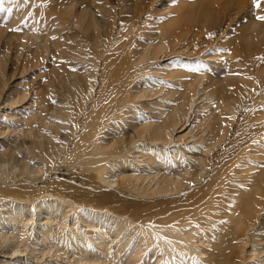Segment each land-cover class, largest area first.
Segmentation results:
<instances>
[{
    "label": "bare ground",
    "instance_id": "1",
    "mask_svg": "<svg viewBox=\"0 0 264 264\" xmlns=\"http://www.w3.org/2000/svg\"><path fill=\"white\" fill-rule=\"evenodd\" d=\"M28 4L16 0L1 5V10L9 11L10 22H18L22 16L17 8ZM35 8L34 16L36 20L40 16V21L35 20L38 26L32 37H41L44 44L55 40L51 36L55 24L97 32L90 49L78 47L95 61V73L89 77L88 96L81 83L75 85L74 93L57 108L56 119L41 123L60 133L70 127L63 141L47 144L44 156L27 167L22 165L24 169L12 164L14 170L8 171L5 164L0 166V264H100L108 262L106 252L112 248L127 252V264H264V171L248 183L253 177L250 167H237V159L219 163L221 167L216 164L219 146L232 139L230 117L238 113L229 100L246 105L242 100L251 94L245 82L248 73L226 72L227 77L219 80L223 81L220 90L217 79L222 71L210 70L207 65L173 78L165 72L155 77L142 73L139 63L160 59L157 55L166 47L163 35L160 42L152 44L136 40L125 64L115 71L124 59L105 54L112 52L111 48L103 47L100 25L93 17L87 20L92 13L83 1L57 0ZM125 28L128 34L130 28ZM257 28L255 21L250 22L238 43L259 60L264 58V35ZM56 41L58 47L69 51L62 38ZM57 52H61L59 48ZM104 55L108 56L103 62L106 71L102 69L100 82L97 72ZM173 60L164 66L160 64L163 61L154 63L149 69L167 68L177 63ZM71 67L60 60L55 82L72 84L71 77H77V72ZM50 92L48 86L47 96ZM8 94V105H24V93L13 90ZM25 106L20 107L18 118V114L13 117L18 119L14 124L29 114ZM63 106L67 111L60 109ZM258 129L263 131L264 124ZM68 142L72 148L67 147ZM52 156L83 171L88 189L72 192L57 186L56 177L51 176L57 163L52 162L50 171L45 166ZM223 218H227L224 225ZM59 229L65 230L64 241ZM62 253L74 258L61 262ZM56 255L57 259H52Z\"/></svg>",
    "mask_w": 264,
    "mask_h": 264
},
{
    "label": "rangeland",
    "instance_id": "2",
    "mask_svg": "<svg viewBox=\"0 0 264 264\" xmlns=\"http://www.w3.org/2000/svg\"><path fill=\"white\" fill-rule=\"evenodd\" d=\"M8 1L11 3L16 0H0V158H2L0 159V162L1 160H5V163L1 162L2 164L0 163V166L5 164V169L10 171L15 166L22 169L23 167L30 165L31 162L34 163L36 161L35 158H40L45 153L44 149L46 150L51 143L57 144V140L58 142L63 141L66 137V133H69L70 127H65L60 133L56 132V129H50L51 131L48 130L49 128L45 129L48 125L45 127L44 124L41 123H45L46 119H56L57 108L62 104L64 98H67L74 93L73 89L75 85L80 86L81 83L83 86L80 87L83 89L84 94H88V88L90 87L89 77L92 76L91 74L95 73L93 65L95 64V61H91L92 58L90 57L89 59V56L78 47L79 45H83L81 47L90 49L98 34L95 30L84 32L76 25L68 26L63 29L61 26L59 27L55 24L54 26L52 25L53 27L51 26L52 35L50 33L52 37L54 36L55 40H51L52 43L49 42L48 44H44L41 37L35 39V34L34 37H32V32L38 26L35 22L40 21V16L37 17L38 20H36L33 12L36 9V6L52 5L55 4L57 0H27L31 4L26 6L20 5L17 8L22 16V19L18 22H10L9 11L5 12L1 10V5L7 6V4H9ZM81 1L87 5L88 12L92 13L87 17V20L89 21L93 17L100 25V35L102 36L103 47L109 45L111 48L112 52L107 50L108 52L105 54H117L116 56H118V58H121V60L124 59L113 68L115 71H118L125 64L126 55L127 58H129L130 50L133 48L136 40H141L142 38V42L148 41L152 44V42H160L162 40L161 35H163L164 39H167L166 41L164 40L166 45L165 49L157 55L161 56L160 59L157 58L155 59L156 61L147 59L139 63L138 67L141 69L142 73H152L151 75L155 77L156 74L165 72L169 74L165 75H171V78H173V76L176 77L175 74L183 75L190 70L201 71L204 68L202 66L207 65L210 70L214 69L219 70V72L222 71L219 74L220 76L218 75L219 79H217L219 82L218 90H220L223 84V81L219 80L220 78L225 79L227 77L224 75L226 72H234V70H237V72L248 73L249 75L247 74V77L245 75V82L247 85H250L251 94L246 100H242L246 105L239 104L240 102L230 98L231 100H229V102L232 105L235 104L234 106L235 108H238V113L237 116H233L232 114L230 117L232 139L230 144L226 140L222 142L221 146H219L221 150L217 153L216 164H227L229 160L237 159V167L240 165L242 167H250L249 173L253 177L248 178V183L252 182L254 177L264 171V133L261 135V132H264V130L262 131L258 129V126L264 124V58L259 60L255 59L256 56L249 54V51L243 44H241V42L238 43L239 37L252 21H255L258 24L257 31L264 35V22L255 18L256 15H264V6H262L261 10L255 11L253 0ZM124 17H126L127 20L124 19ZM110 18L112 19L111 21ZM110 22L111 24L108 26ZM126 25H128L129 28L132 26V29L130 28L128 34L126 33ZM137 35H139L140 39ZM57 38L63 39L65 44L70 47L68 49L69 51H65V48L63 49L56 45ZM228 38L230 39L229 41L227 40ZM206 41L211 43L208 44ZM263 45L262 47H264ZM44 46L50 47L45 48ZM56 46L61 52H57L58 48ZM64 51L65 53H69L65 54ZM77 53L79 57L73 59V56H76ZM36 58L39 60H36ZM106 58L105 55L102 56V62L99 64V69H101L97 72V75L100 82L102 81V69L106 71V66L103 63ZM60 60H66L72 66L71 68L76 70L77 77H71L72 84L65 82V85H62V82L59 85L55 82L57 77H54V74L56 73L55 75L57 76V64ZM169 60H173L177 63H170L171 65H168L167 68L160 67L161 69L159 70H155L154 68L149 69L157 62L159 63L163 61L160 64L164 66L169 63ZM90 71L91 73L89 74ZM52 72L54 73L52 74ZM50 78H52V80L54 79L53 82ZM208 78L205 80L203 79V82L205 81L204 84L209 81ZM48 86H50L51 96H47L46 94ZM15 88H17V90ZM13 90L15 92L19 91L21 93L19 95H22V93L25 94L26 97L23 99L24 105L17 104L18 106L16 105L12 107L8 105L11 103L7 102L9 101L7 100L8 93ZM15 95L16 93H14V96ZM200 102H202V100L198 101L197 104ZM25 105L28 106V109L31 112L28 111L29 114L26 116L29 119L25 116H20V118H25V120L22 121V119H20V121L17 122L20 124L17 126L18 124H14V122H16V119L21 115L20 107L23 106L21 108H27ZM9 106L11 107L10 109H8ZM12 108L14 111L11 110ZM60 109L63 112L67 111L66 106H63ZM14 112L17 113L13 116L12 113ZM15 115L17 116L16 119L13 118L16 117ZM193 118L194 116L192 119ZM10 119L12 120L10 121ZM9 125L12 126L10 127ZM15 125L18 128V131L17 129L15 130L16 127H13ZM37 129L39 132L42 130L41 132L43 134H38L39 132ZM34 130L36 131L32 132ZM35 135H38V137ZM55 135L57 137H55ZM35 138H37V140ZM67 147L72 148V143L68 142ZM245 151L247 154L244 153ZM12 152L16 155L12 154ZM9 155H11L12 159L8 158ZM58 157L65 158L63 155ZM17 158L20 160H17ZM51 158L52 159L48 160L45 164L46 171H50L52 162L53 165L54 163H57L58 169L51 175L52 178L56 177L57 186L62 185L65 188H70L72 192H80L88 189L89 182L83 171L78 167H74L72 163H61L57 158H53V156ZM10 159H14L11 164H9L11 161ZM38 167L39 166L37 165V168ZM219 167L221 166L219 165ZM224 176L226 177V175ZM250 189L252 188H248V190ZM57 194L61 195L62 192L57 191ZM67 196L71 198V195ZM235 201H238V199H235ZM222 221V225L226 224L227 218H223ZM57 232L61 237V241H64L62 238L65 237V230L59 229ZM116 250L117 248L108 250L106 256L104 255L106 260H108L110 264H127L125 261V259L127 260L129 258L127 257V252L122 251V249L121 251ZM107 254L109 258L107 257ZM61 256V262H68L74 258L72 255L70 256L71 259L64 254V258ZM52 259L56 260L57 255ZM106 260L104 259V261ZM104 263L105 262H102L100 264ZM130 263L131 261L128 264Z\"/></svg>",
    "mask_w": 264,
    "mask_h": 264
},
{
    "label": "snow or ice",
    "instance_id": "3",
    "mask_svg": "<svg viewBox=\"0 0 264 264\" xmlns=\"http://www.w3.org/2000/svg\"><path fill=\"white\" fill-rule=\"evenodd\" d=\"M253 6L255 11L261 10L262 6H264V0H253ZM257 20L264 22V15H256ZM18 30V29H15Z\"/></svg>",
    "mask_w": 264,
    "mask_h": 264
}]
</instances>
